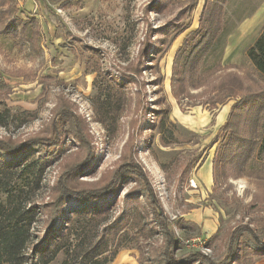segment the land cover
Returning <instances> with one entry per match:
<instances>
[{"label": "rangeland", "instance_id": "1", "mask_svg": "<svg viewBox=\"0 0 264 264\" xmlns=\"http://www.w3.org/2000/svg\"><path fill=\"white\" fill-rule=\"evenodd\" d=\"M4 1L8 15L36 18L40 36L32 51L0 34V140L50 137L56 119L62 138L39 158L40 184L27 195L49 201L65 169L84 158L77 179L88 187L115 170L139 171L127 173L96 205L67 198L54 227L66 225L70 235L49 264H60L85 237L71 220L76 210L111 223L114 242L122 232L123 244L137 241L139 248L123 247L107 264H150L162 237L134 175H146L177 237L178 258L198 252L221 262L230 231L242 224L264 242V178L257 177L264 175V153L242 176L219 162L231 107L245 93L264 90L246 56L264 27V0ZM81 51L123 88L124 105L111 126L96 116L95 72ZM64 109H72L75 126L57 118ZM0 157L11 166L7 155ZM43 220L32 224V246ZM95 225L90 222L89 235H96ZM245 264L264 258L254 253Z\"/></svg>", "mask_w": 264, "mask_h": 264}, {"label": "trees", "instance_id": "2", "mask_svg": "<svg viewBox=\"0 0 264 264\" xmlns=\"http://www.w3.org/2000/svg\"><path fill=\"white\" fill-rule=\"evenodd\" d=\"M4 4L5 1L0 0V34L11 36L16 44L33 51L40 36L37 19L20 21L13 13L8 15L7 9L3 8ZM82 53L86 56L87 66L95 72L93 83L96 86V96L92 105L96 116L100 122L111 126L117 121L124 105L123 88L95 67L87 57L88 53L81 51ZM246 56L256 72L264 78V27L246 49ZM57 118L66 120L69 126L76 124L72 109H64L60 115L58 113ZM57 122L56 119L53 123L50 137L17 143L0 140V156L5 154L11 160L8 163L11 166L5 167L0 157V264H49L58 253L66 249V240L70 235V232L64 230L66 225L60 230L54 227L55 220L63 216L61 207L67 198L74 196L84 205H96L102 195L112 190L117 181L131 176L126 175L127 173L139 172L137 166L130 171L128 168L123 171L115 170L114 175L105 183L88 187L77 179L82 165L87 162L84 158L82 163L79 161L65 169L64 180L59 182L49 201L35 203L27 192L28 189H37L40 184L41 175H36L40 174L42 169L39 158L50 156V152H54L51 148L60 145L62 141ZM69 128V133L76 132L75 127ZM223 129L228 130L230 135L222 143L220 165L230 167L237 175L242 176L254 156L259 151L264 153V90L245 93L236 101L230 109L227 124ZM259 171L264 173V163H260ZM134 176L138 184L135 187L136 192L144 197L152 221L159 228L162 237L161 244L151 249L147 259L150 264H192L194 261L199 264H245L252 262L254 253L257 254V259L264 258V242L245 224L230 231L226 254L221 262L216 263L198 252L178 258L175 255L178 249L177 237L146 175ZM257 177L264 178V175ZM73 212L71 220L80 226L85 237L81 239L77 249H73L72 254L67 255L60 264H107L121 248H139L137 241L130 243L131 245L123 244L126 236L123 232L114 242L110 230L111 223L99 221L97 215L86 213L84 210ZM40 215L44 219V231L37 244L32 246L31 227ZM90 222L101 228L99 231L98 227L96 228V235H89Z\"/></svg>", "mask_w": 264, "mask_h": 264}]
</instances>
